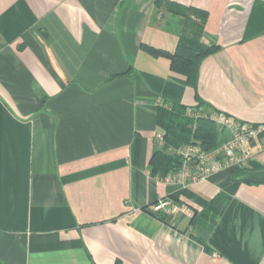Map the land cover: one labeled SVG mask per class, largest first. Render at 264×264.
<instances>
[{
	"label": "crops",
	"instance_id": "obj_1",
	"mask_svg": "<svg viewBox=\"0 0 264 264\" xmlns=\"http://www.w3.org/2000/svg\"><path fill=\"white\" fill-rule=\"evenodd\" d=\"M166 1L209 13L197 93L142 49L178 45L155 0H0V264H264V134L187 186L150 167L161 104L264 125V0Z\"/></svg>",
	"mask_w": 264,
	"mask_h": 264
},
{
	"label": "trees",
	"instance_id": "obj_2",
	"mask_svg": "<svg viewBox=\"0 0 264 264\" xmlns=\"http://www.w3.org/2000/svg\"><path fill=\"white\" fill-rule=\"evenodd\" d=\"M155 8L156 15L162 8L166 10L164 27L177 33L178 45L173 53L148 46H142V49L154 57L167 58L170 70L182 75L187 85L197 93L203 61L219 50V47L203 41L209 13L166 0H155ZM196 100L198 107L207 105L198 94ZM189 110L179 103L157 107L156 126L164 143L150 160L152 175H166L180 169L183 159L174 151L181 147L199 145L205 152H214L221 146V135L226 130H220V126L208 116L196 117Z\"/></svg>",
	"mask_w": 264,
	"mask_h": 264
},
{
	"label": "built area",
	"instance_id": "obj_3",
	"mask_svg": "<svg viewBox=\"0 0 264 264\" xmlns=\"http://www.w3.org/2000/svg\"><path fill=\"white\" fill-rule=\"evenodd\" d=\"M208 117L221 128L231 132V139L214 152H205L199 145H188L175 150L174 154L183 159V165L180 169L162 177L164 183L179 182L187 186V181L190 179L193 181L207 180L219 172L239 170L246 165L245 147L264 133V125L238 122L222 113H213ZM156 140L158 146L162 147L163 136L158 134ZM151 212L154 215L165 212L172 215L184 213L190 218L195 216L187 204L170 198L158 200L152 205Z\"/></svg>",
	"mask_w": 264,
	"mask_h": 264
},
{
	"label": "rangeland",
	"instance_id": "obj_4",
	"mask_svg": "<svg viewBox=\"0 0 264 264\" xmlns=\"http://www.w3.org/2000/svg\"><path fill=\"white\" fill-rule=\"evenodd\" d=\"M161 11H164V13H166V10L164 9V8H162V10ZM222 128L220 127V130H221Z\"/></svg>",
	"mask_w": 264,
	"mask_h": 264
}]
</instances>
